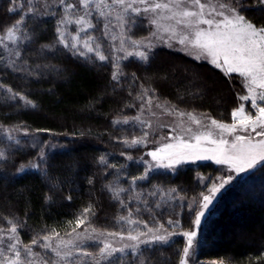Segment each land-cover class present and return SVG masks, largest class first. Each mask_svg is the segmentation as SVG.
<instances>
[{"label":"trees","instance_id":"16d2710c","mask_svg":"<svg viewBox=\"0 0 264 264\" xmlns=\"http://www.w3.org/2000/svg\"><path fill=\"white\" fill-rule=\"evenodd\" d=\"M12 1L0 0V35L19 19L23 22L14 60L4 58L0 43V228L14 220L25 243L84 225L112 229L124 208L109 190L118 176L111 165L127 164L129 179L115 178L116 186L128 184L143 171V165L134 161L140 159V151L124 148L114 139L122 130L112 122L135 110L138 88L143 84L177 107L207 110L228 120L239 103L242 82L236 73L165 49L155 51L145 64L125 60L122 69L128 76L116 81L109 61L76 55L58 45L60 6L56 4L48 15L22 17ZM256 2L242 12L248 21L264 26V7ZM174 64L203 70L201 78L219 91L222 105L213 106L210 91L192 92L188 79L173 85ZM15 128L54 135L64 145L39 158L37 149L19 145L6 135ZM217 169L221 166L200 162L174 174L151 172L138 186H178L191 195L199 189L195 174ZM183 218L187 222L190 217L186 213ZM78 220L83 221L79 226ZM171 252L176 264L178 258ZM196 259L264 264V163L223 191L202 227Z\"/></svg>","mask_w":264,"mask_h":264},{"label":"rangeland","instance_id":"374dc122","mask_svg":"<svg viewBox=\"0 0 264 264\" xmlns=\"http://www.w3.org/2000/svg\"><path fill=\"white\" fill-rule=\"evenodd\" d=\"M36 1V2H35ZM264 7V0H257ZM151 2V0H149ZM156 2H166V0H156ZM202 3H209V0H201ZM211 4L216 7L217 11L224 12L225 15H231L227 9H220V4H226L229 8H234L236 13L243 15L242 10L246 8H254L257 4L256 0H210ZM12 3L15 5L14 9L22 12V17L28 14L39 13L41 15H48L49 10L57 4L60 6L61 13L60 19L64 16H68L70 19H75L78 15L84 14V9L79 5V0H66L64 4H73L74 8L66 10L65 6L60 3V0H14ZM106 3L111 5L110 8H104L102 5L100 8L96 7L93 3L89 6L88 11L91 12V16L87 19L91 20L94 25L93 28L88 29L86 32L82 31L77 33V26L72 23L64 25L62 31L64 41L69 46L72 52L76 55L84 57H92L99 59L95 54L86 52L81 46L80 41L87 39L88 36L93 37L91 41L92 46L99 45V52L106 57L103 61H109L112 66V74L116 81L120 78H127L128 73H124L122 69V63L125 60L132 58L142 64H145L149 58L158 49H165L171 52H178L184 56L190 58L193 61L200 63H208L214 67L211 63V58L201 54V50L192 47L190 44H180L178 41L182 35H191L193 31L190 28H184L183 26L176 25L174 20H169L167 17L170 15L166 10L155 13L144 12L142 9L146 5H134L141 9L140 13H134L131 10L123 12L120 6L112 5V0H106ZM29 8L33 9L29 12ZM39 8H41L39 10ZM198 10V9H192ZM100 11L111 13L110 15L100 16ZM206 13L209 9H205ZM117 15L123 16V21L116 19ZM211 18L216 21H220L223 17L213 15ZM152 19H157L158 26L150 23ZM247 20V19H246ZM19 25V31L16 33L18 37L15 42L10 40H4L3 35H0V43L3 47L4 58L14 60L17 56L18 39L21 33V26L23 18ZM248 21V20H247ZM16 24V23H15ZM14 24V25H15ZM59 27L61 25L59 24ZM200 28L207 29L208 25L201 24ZM168 29L169 31H166ZM175 30V35L171 34L170 30ZM156 33V35H152ZM171 36V38H170ZM74 38H77L74 40ZM123 40V48L121 41ZM130 40L142 41L147 44L150 43L149 48L140 46L139 50L147 53L148 58L141 59L135 55H127V52H134L136 49L131 45ZM77 43L76 48H72L71 44ZM65 43H61L58 39V45L65 47ZM83 52V55L80 53ZM100 60V59H99ZM222 63V61H221ZM175 76L171 78V83L175 85L179 82V79L190 80L191 90L199 95H203L210 91L211 100L213 106L218 108L222 105L221 94L214 87L212 83L203 81L200 73H205L203 70L192 65H178L174 64ZM15 68L18 69L17 64ZM228 73L226 69L217 67ZM22 73H26V70H17ZM172 72V70H171ZM239 79L242 82V92L240 97L248 96V89L246 87L245 79L238 73ZM214 89V93H212ZM218 91V92H217ZM260 89H256L258 93ZM138 98L135 103V110L131 114L125 116L115 117L112 122L114 126L120 128L121 137L118 135L114 138L118 143L127 149H137L140 153V159H134L135 164L143 165V171L141 175L132 177L128 180V184L124 182L123 185L116 186V179L129 177L126 175L127 164H121V166L111 165L113 170L118 173V178L115 177L109 190L119 202V207L124 210L115 221L114 227L111 229H99L90 225H84L79 229H75L67 234L51 233L46 236L52 237L48 241L41 238H34L37 243L33 244L32 241L25 243L21 240L17 231V225L14 220L8 221L5 227L0 228V260L5 256L13 257V251H10L7 247L9 243H16V250L21 253V260H34L36 264H42V261H48L49 264H172V254L168 251H172L178 258L176 264H181V260L184 264H216L217 260H205L199 261L196 259L197 252L200 246V236L202 227L209 217L211 211L217 204L221 194L229 186L233 185L237 178L243 177L251 170L257 168L264 162H258L252 168H246L244 171H237L234 165L223 163H216L215 159H187L179 164H175L172 167H168L169 160L153 159L150 152H154L157 149H163L165 145L172 144L177 145L180 142L196 143L193 139L195 135L205 134L212 132L211 139L219 140L221 138L232 141L235 135H250L253 142L264 139V137L256 136L254 132H241L239 128L235 133L229 134L227 132L221 133L214 125L211 124L212 120L218 122L231 124L233 122L232 115L228 120H223L220 117L212 115L207 110L201 109H187L186 107H177L168 100L160 98L157 93L149 87H145L142 84L138 88ZM22 101H24L22 99ZM25 102V101H24ZM260 106H264V102L257 101ZM159 105V107H158ZM243 106L246 113L255 114L256 109L251 105V99L242 100L239 99V103L235 109ZM233 109V110H235ZM232 110V111H233ZM185 113L184 116H179L178 113ZM187 113H191L200 124H196L191 120ZM125 121H127L125 123ZM260 131V129H257ZM6 135L19 145H28L38 150L39 158L46 157L53 149L62 148L64 142L56 138L51 134L44 135L43 132L37 130H27L25 128L10 129L6 132ZM142 139V142L136 145H131L133 139ZM127 141V143H125ZM201 146L205 148H215L216 145L210 144L207 141H201ZM177 149H169L167 151H176ZM164 156L165 153H160ZM126 159H129V155L126 154ZM212 162L217 166H221V169H217L214 173L195 174V181L197 184V191H194L191 195L181 191L178 186L153 184L146 188L139 187L138 183L145 181L151 172L171 173L174 174L179 168L186 165H194L196 163ZM118 171V172H117ZM143 177V179H139ZM121 181V180H120ZM263 181V180H262ZM221 185H223L221 187ZM216 187L218 191L212 193L210 190ZM122 189V191H121ZM175 190V191H173ZM210 195L212 197L211 203L204 207L203 197ZM242 197V196H241ZM239 197V199L241 198ZM187 213V217H190L187 222H184V215ZM203 213L200 216V223L196 224L195 220L198 214ZM123 217L124 219H121ZM131 221V222H129ZM15 226L16 232L13 234L11 228ZM152 231H149V230ZM194 232L192 237L191 246L188 245V238L184 233ZM114 233L116 235H109ZM163 235L166 237L164 241L155 240V236ZM129 236L138 237L137 240L129 239ZM11 238V239H10ZM63 241V243H61ZM71 241V243H69ZM179 241H181L179 243ZM48 243L51 247L44 248L42 245ZM105 244L111 246V249H119V251H112L111 255L100 254V249ZM171 244V245H170ZM31 247L32 253L38 255H27L25 249ZM59 246V247H58ZM188 247V255H184V249ZM167 248V249H166ZM170 249V250H168ZM59 251L61 256H56L55 252ZM70 253V255H65ZM157 255V259L155 256ZM63 257V259H61Z\"/></svg>","mask_w":264,"mask_h":264},{"label":"snow or ice","instance_id":"6c2138e0","mask_svg":"<svg viewBox=\"0 0 264 264\" xmlns=\"http://www.w3.org/2000/svg\"><path fill=\"white\" fill-rule=\"evenodd\" d=\"M14 2V0H13ZM60 3L65 6L66 10L73 9L74 5L64 4V0H60ZM95 3L97 8L101 5L104 8H110L111 5L106 3V0H79V5L85 10L83 15H78L75 19H70L68 16L61 18L58 23L61 27L57 28L59 33V39L61 43H65L63 36V27L68 23L75 24L77 26V33L86 32L88 29L94 27L91 20L87 17L91 16V12L88 8L91 4ZM146 5L142 10L144 12H164L165 10L170 13L167 17L169 20H174L176 25L183 26L184 28H190L193 31L191 35L184 34L179 39L180 44L187 42L194 48L201 50V54L211 58V63L217 67L226 69L228 73H238L245 79L246 87L248 89V96H242L240 99L249 100L251 99V105L256 109L255 114L245 112V108L241 106L238 109L232 111L231 115L233 122L231 124H225L212 120L211 124L214 125L221 133L227 132L229 134L235 133L237 129L241 132H254L256 136L264 137V106H260L257 101L264 102V26H256L242 15L236 13L234 8H229L226 4H220V9H227L231 15H225L222 11H217L216 7L213 6L209 0V3H202L201 0H166V2H156V0H112V5L120 6L123 12L131 10L134 13L139 14L141 9L134 5ZM198 10H192V9ZM205 9H209L206 13ZM12 11L13 9H9ZM33 9L29 8V12ZM100 11V16L110 15ZM213 15L223 17L222 20L216 21L211 18ZM116 19L123 21L122 15H117ZM21 21H17L15 25L9 27L3 37L4 40H10L15 42L18 38L16 33L19 31V25ZM151 24L158 26L157 19H152ZM208 25L207 29L200 28L199 25ZM159 30V26H158ZM166 31H169L166 29ZM172 35H175V30H170ZM152 35H156L153 33ZM171 38V36H170ZM77 38H74L76 40ZM93 37L88 36L87 39L80 41V46L88 53L95 51V54L100 60H105L106 57L99 52V45L95 48L92 46L91 41ZM123 40L121 45L123 48ZM131 45L136 49L134 52H127V55H135L141 59H147V53L140 51L139 48L143 45L144 48H149L150 43H143L142 41L130 40ZM69 45L65 43V47ZM72 48L77 47V43L71 44ZM19 55V53H16ZM83 55V52L80 53ZM222 61V63H221ZM115 79V74L113 76ZM260 89L258 93L256 89ZM159 107V105H158ZM179 116H184L185 113H178ZM188 117L193 120L196 124H200V121L196 119L191 113H187ZM127 121H125L126 123ZM260 129V131H257ZM212 132L205 134L195 135L193 139L196 143L180 142L177 145L167 144L163 149H157L154 152H150L149 155L153 159H164L169 160L168 167H172L175 164H179L187 159H215L216 163L223 164L228 163L235 166L237 171H244L246 168L254 167L258 162H264V139L253 142L250 135H235L231 142L227 139L221 138L219 140L211 139ZM143 138L133 139L131 145H136L142 142ZM207 141L210 144L216 145L215 148H205L201 146V141ZM127 143V141H125ZM169 149H177L176 151H167ZM160 153H165L161 156ZM3 157V153H0V158ZM131 157H129L130 159ZM139 179H143L140 177ZM223 185H221L222 187ZM122 191V189H121ZM175 191V190H173ZM212 193L218 191V188L213 187L210 190ZM212 197L205 195L203 197L204 207H207L211 203ZM85 211H88L87 209ZM203 213L197 215L195 223H200V216ZM121 219H124L121 217ZM131 222V221H129ZM83 223L82 220L77 221V226ZM149 231H152L151 229ZM11 232L15 234L16 227L11 228ZM109 235H116L110 233ZM188 238V245L191 246L192 237L195 235L194 232L184 233ZM52 237L45 236L43 239L48 241ZM129 239L137 240L136 236H129ZM11 239V238H10ZM155 240L164 241L165 236H155ZM33 244L37 243L36 240L32 241ZM63 243V241L61 242ZM71 243V241H69ZM10 251H13V257L5 256L0 260V264H36L34 260H21V253L16 250V243H9L7 245ZM44 248H50L48 243L42 245ZM59 247V246H58ZM107 251L108 255H111L112 251H119V249H111V246L105 244L100 249V254L103 255ZM27 255H38L32 253L31 247L25 249ZM56 256H61L59 251L55 252ZM70 255V253H65ZM184 255H188V247L184 249ZM63 259V257H61ZM42 264H49L48 261H42ZM181 264L184 261L181 260Z\"/></svg>","mask_w":264,"mask_h":264}]
</instances>
